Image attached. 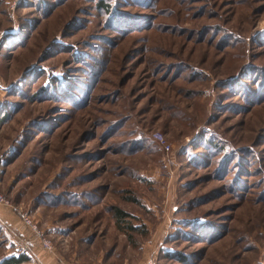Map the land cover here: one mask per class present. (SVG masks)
<instances>
[{"label":"rangeland","instance_id":"374dc122","mask_svg":"<svg viewBox=\"0 0 264 264\" xmlns=\"http://www.w3.org/2000/svg\"><path fill=\"white\" fill-rule=\"evenodd\" d=\"M0 192V264H264V0H0Z\"/></svg>","mask_w":264,"mask_h":264},{"label":"built area","instance_id":"2783aa9c","mask_svg":"<svg viewBox=\"0 0 264 264\" xmlns=\"http://www.w3.org/2000/svg\"><path fill=\"white\" fill-rule=\"evenodd\" d=\"M156 137V140L157 142L166 150H170L171 149V144L167 142V140L165 139V137L163 136V134L161 133H156L155 135ZM0 205L2 206H8L9 203L5 197V195L3 193L0 192ZM23 220L28 224V225H31L32 228L34 230H36V227L31 223L30 221V218L28 217V215L24 214L23 215ZM38 232V231H36ZM39 234V233H37ZM32 241H27V242H23L22 244H20L21 246H19L22 249H24L23 251H28V249L30 248V246L32 245L31 244ZM44 247L45 248H51V245L47 242V241H44Z\"/></svg>","mask_w":264,"mask_h":264},{"label":"trees","instance_id":"16d2710c","mask_svg":"<svg viewBox=\"0 0 264 264\" xmlns=\"http://www.w3.org/2000/svg\"><path fill=\"white\" fill-rule=\"evenodd\" d=\"M118 214H121L122 217L126 216V213L118 210ZM28 260L27 255L24 254H12V256L6 257L4 260H2V264H21Z\"/></svg>","mask_w":264,"mask_h":264}]
</instances>
